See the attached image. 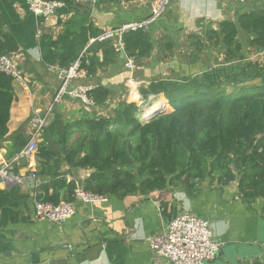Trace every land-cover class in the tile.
Wrapping results in <instances>:
<instances>
[{
	"label": "trees",
	"instance_id": "16d2710c",
	"mask_svg": "<svg viewBox=\"0 0 264 264\" xmlns=\"http://www.w3.org/2000/svg\"><path fill=\"white\" fill-rule=\"evenodd\" d=\"M130 1L135 0L96 2ZM254 2L235 20L210 22L201 33L188 36L183 62H200L214 51L221 60L216 58L200 73L156 78L140 87L144 98L163 95L169 110L144 118L136 102L121 99L109 112L100 113L97 109L108 107L112 90L98 85L90 91L96 103L88 106L91 112L73 122L55 116L38 142L36 197L54 204L74 200L77 184L67 179L66 164L91 170L82 183L85 190L105 197L167 188L192 193L203 182L225 186L238 181L245 200L264 198V60L252 58L264 50V0ZM91 6L87 2L85 9L75 11L56 37L43 32L40 48L46 64L67 68L79 60L94 75L120 59L117 37L98 39L105 30L92 21ZM121 42L126 57L136 61L150 57L156 45L144 29L124 31ZM18 49L15 37L5 33L0 55ZM13 81L12 75L0 71V144L10 139V152L19 154L29 135L18 130L8 136ZM27 197L19 184L0 189V225L21 219V202Z\"/></svg>",
	"mask_w": 264,
	"mask_h": 264
},
{
	"label": "crops",
	"instance_id": "0c3cea01",
	"mask_svg": "<svg viewBox=\"0 0 264 264\" xmlns=\"http://www.w3.org/2000/svg\"><path fill=\"white\" fill-rule=\"evenodd\" d=\"M151 1L94 5L93 0H74L59 8L49 22L42 23L25 0H0V40L5 33L15 37L19 49L12 53L19 55L22 72V79L13 81L15 99L10 109L8 136L24 130L30 138L34 117L45 114L60 87L59 67L46 64L42 58L43 32L56 37L66 20L75 11L85 9L87 2L92 4V21L109 30L147 18ZM255 4L254 0L244 4L232 0H171L164 14L147 30L156 41L155 49L150 57L135 60L134 77L147 85L156 78H172L173 69L185 71L186 75L196 73L201 61L186 63L180 58L187 49L188 36L201 33L210 22L235 20ZM167 44H173V49H166ZM99 56L102 59V52ZM124 64L125 57L120 54L118 61L94 75L74 79L69 88L80 84L92 89L98 85L109 87L115 100L110 97L108 107L97 109L107 113L125 99L124 82L130 72ZM89 112L80 100L65 94L54 105V114L46 126L55 116L73 122ZM39 134L42 140V131ZM8 144L10 139L0 144L3 149L0 169L10 164L9 172L22 178L19 185L28 197L21 202V219L0 225V264H171L152 252L146 238L162 232L185 210L209 220L214 234L223 243L217 257L205 264H264V198L245 200L239 193L238 181L225 186L203 182L192 193L183 188H167L147 195L109 196L93 203L74 198L76 213L71 218L60 222L39 220L33 197L39 180L35 187L24 181L38 168L36 154L16 160L18 154L11 153ZM73 168L63 166L67 179L81 184L91 173L89 169L78 168L75 175Z\"/></svg>",
	"mask_w": 264,
	"mask_h": 264
},
{
	"label": "built area",
	"instance_id": "2783aa9c",
	"mask_svg": "<svg viewBox=\"0 0 264 264\" xmlns=\"http://www.w3.org/2000/svg\"><path fill=\"white\" fill-rule=\"evenodd\" d=\"M29 8L43 22H49L56 14L57 10L63 7L66 3L60 0H25ZM87 1V0H77ZM97 0H93V4ZM237 3H247L252 0H232ZM171 0H152L150 5V15L143 19L132 21L123 24L117 28L105 30L98 37L99 40L110 39L117 37L116 45L121 51L124 49L121 42V35L127 30L144 29L148 30L150 24L161 17ZM41 29L39 28V33ZM19 55L17 53L0 55V71L12 75L14 79H22V72L18 63ZM125 69L130 72V75L125 81L126 85V100L136 102L142 108V116L144 118L159 112L169 110L167 99L150 94L148 98H144L140 92V87L145 84L144 81L134 77L135 59L134 57H126ZM88 71L83 68L80 61L77 60L67 68H59V77L61 80L60 87L54 97L53 103L47 108L45 114L35 116L33 119V132L27 144L17 155L16 160L20 157L32 158L35 156L40 141V132L48 124L53 116V107L59 102L65 94H69L77 99H80L86 107H96V103L90 91L92 86L80 84L74 88H69L74 79L85 78ZM3 149L0 146V155ZM10 164H6L0 169V183L12 184L22 181V178L16 177L9 172ZM31 178H36L34 172L30 175ZM77 187L74 197L84 202L93 203L100 200H107V197L92 193L85 190L83 184L76 181ZM35 216L39 220H50L60 222L71 218L76 213L74 201H61L54 204L49 201L37 198L34 193ZM150 248L154 254L168 260L171 264H205L208 261L214 260L221 251L222 242L214 234L212 223L202 218L190 210H185L175 218H173L167 227L160 233L148 236L146 238Z\"/></svg>",
	"mask_w": 264,
	"mask_h": 264
},
{
	"label": "rangeland",
	"instance_id": "374dc122",
	"mask_svg": "<svg viewBox=\"0 0 264 264\" xmlns=\"http://www.w3.org/2000/svg\"><path fill=\"white\" fill-rule=\"evenodd\" d=\"M252 53L253 52H251L250 54H252ZM252 56H253L252 57L253 59H259L260 61H263L264 60V50L261 52L253 53ZM216 58H219V60H221V58H222V56L220 54H218L216 51L208 52V54H206V55L204 54L203 60L201 61V64H199V66H201V67H199L200 69L196 73H200L203 70L207 69V67L209 65L215 64ZM184 73H185V71L173 69L170 74H171L172 78H175V77H181L183 75H186ZM196 73H193V74H196ZM125 99H126V97H125ZM113 100H115V98L111 97V101H113Z\"/></svg>",
	"mask_w": 264,
	"mask_h": 264
},
{
	"label": "water",
	"instance_id": "95a60500",
	"mask_svg": "<svg viewBox=\"0 0 264 264\" xmlns=\"http://www.w3.org/2000/svg\"><path fill=\"white\" fill-rule=\"evenodd\" d=\"M121 57H122V58L126 57V52H125L124 49L121 51ZM78 100H80V99H78ZM73 172L75 173V175H78V174H77V173H78V168H73ZM36 180H37L36 178H29V179L24 180V181H27V182L30 183L33 187H35V185H36ZM22 182H23V180L20 181V182H14V183H12V184H3V183H1V184H0V188H1V189H4V188H10V186H12V185H16L17 183H18V184H22Z\"/></svg>",
	"mask_w": 264,
	"mask_h": 264
}]
</instances>
